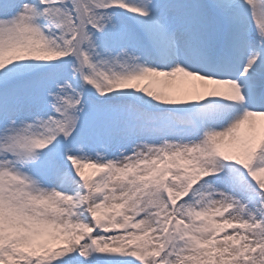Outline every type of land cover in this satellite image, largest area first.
<instances>
[{
  "label": "snow or ice",
  "instance_id": "6c2138e0",
  "mask_svg": "<svg viewBox=\"0 0 264 264\" xmlns=\"http://www.w3.org/2000/svg\"><path fill=\"white\" fill-rule=\"evenodd\" d=\"M0 264H264V0H0Z\"/></svg>",
  "mask_w": 264,
  "mask_h": 264
}]
</instances>
